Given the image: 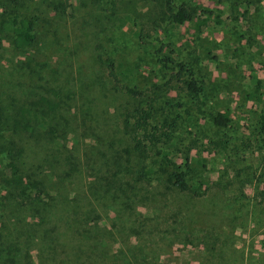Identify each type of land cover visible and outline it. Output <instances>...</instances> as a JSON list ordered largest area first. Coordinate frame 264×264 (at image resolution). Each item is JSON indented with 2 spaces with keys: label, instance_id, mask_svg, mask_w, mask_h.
<instances>
[{
  "label": "rangeland",
  "instance_id": "obj_1",
  "mask_svg": "<svg viewBox=\"0 0 264 264\" xmlns=\"http://www.w3.org/2000/svg\"><path fill=\"white\" fill-rule=\"evenodd\" d=\"M186 1L197 13L212 12L197 35L188 22L172 24L157 0H39L46 9L51 3L59 7L60 32L53 36L52 28L50 37L41 35L28 52L48 60L52 81L76 92L67 142H80L81 164L86 165L82 153L88 144L92 151L105 152L102 160L109 167L124 142H130L122 119L131 101L107 81L95 62V45L106 49L127 75L120 77L123 83L135 82L137 71L142 76L136 83L155 73L166 102L158 109L159 119L169 116L168 110L193 105L180 83H165L174 69L161 62V55L180 47L184 58L198 62L208 86L199 99L230 116L232 123L217 128L191 110L188 118L177 120L166 148L177 163H188L195 182L201 181V194L166 189L157 181L131 183L137 192L131 207L113 196L121 217L109 211L110 217L103 215L97 223L108 245L113 244L111 221L129 232L136 228L140 233L131 235L129 244L150 264H264V205L252 199L264 151V103L244 97L254 79L264 82V0ZM4 26L1 36L9 30ZM170 34L176 45H163L158 53ZM7 36L0 41V68L12 67L19 58ZM50 38L61 43L52 44Z\"/></svg>",
  "mask_w": 264,
  "mask_h": 264
},
{
  "label": "trees",
  "instance_id": "obj_2",
  "mask_svg": "<svg viewBox=\"0 0 264 264\" xmlns=\"http://www.w3.org/2000/svg\"><path fill=\"white\" fill-rule=\"evenodd\" d=\"M157 1L172 24L188 22L195 35L208 26L211 11L197 13L186 0ZM51 5L46 9L39 0H0V32L6 24L7 40L19 54L12 67L0 68V264H150L129 244V237L140 233L134 227L129 232L111 221L113 244L108 245L98 223L103 215L110 217L109 211L118 214L113 196L123 197L131 207L137 194L131 183L152 181L166 189L201 194L197 192L201 181L195 182L188 163H177L167 151L171 131L191 110L217 128L227 127L232 118L199 99L207 82L199 63L184 58L180 47L176 51L170 48L160 57L169 70L174 69L165 83H180L193 105L180 112L168 110L169 116L159 119L158 109L166 102L161 100L155 73L148 72L136 83L138 75L142 76L137 71L135 82L123 83L120 77L127 75L96 44L95 62L105 71L113 90L131 101L122 119L130 142H124L120 153L112 157L111 167L102 160L105 152L92 151L87 144L82 153L88 157L87 166L81 164L80 142H67L70 111L75 115L70 102L76 92L52 81L48 60L36 59L33 50L28 52L52 28L53 36L60 32V10ZM6 35H0V41ZM172 36L161 43L158 53L163 45H176ZM50 42L58 45L61 39L50 38ZM252 83L244 97L264 103V82L254 79ZM261 130L264 132V126ZM256 180L252 199L264 205V151ZM121 222L126 224L122 218Z\"/></svg>",
  "mask_w": 264,
  "mask_h": 264
}]
</instances>
